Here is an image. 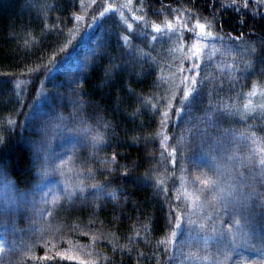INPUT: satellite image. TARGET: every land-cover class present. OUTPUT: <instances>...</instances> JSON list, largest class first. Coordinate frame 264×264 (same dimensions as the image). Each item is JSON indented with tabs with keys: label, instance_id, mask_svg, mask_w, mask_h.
<instances>
[{
	"label": "trees",
	"instance_id": "obj_1",
	"mask_svg": "<svg viewBox=\"0 0 264 264\" xmlns=\"http://www.w3.org/2000/svg\"><path fill=\"white\" fill-rule=\"evenodd\" d=\"M116 5L0 0V183L9 181L12 193L0 203V235L12 240L0 264H205L191 258L188 247L208 228L234 229L233 219L255 237L240 264H264V110L245 109L249 90L264 86V2L132 0L123 14ZM197 19L213 35L199 33ZM150 23L162 31L146 27ZM177 44L184 48V65L188 46H201L197 82L183 102V88L169 101L174 84L163 74L171 70L163 69ZM213 107L215 126L200 123L202 138L189 133L176 162L162 160V114L168 113L163 131L174 146L175 137ZM58 124L65 133L86 126L100 134L81 156L76 145L66 156L79 163L82 157L89 184L53 206L32 205L28 196L42 169L68 142L57 144L64 133L56 131ZM231 155L241 158L239 171L231 170ZM223 165L230 170L220 175ZM249 169L251 180L237 179ZM217 182L231 188L220 192ZM226 194L237 202L220 210L211 205L219 212L213 224L194 221L193 212L204 213L203 201ZM221 212L235 218L222 220ZM188 222L196 230L179 245L175 239L184 228H178ZM213 243H205L207 252Z\"/></svg>",
	"mask_w": 264,
	"mask_h": 264
},
{
	"label": "rangeland",
	"instance_id": "obj_2",
	"mask_svg": "<svg viewBox=\"0 0 264 264\" xmlns=\"http://www.w3.org/2000/svg\"><path fill=\"white\" fill-rule=\"evenodd\" d=\"M117 5L115 6V9L118 10L121 14L127 9L129 10V7L131 6V2L129 0H116ZM122 16V15H121ZM194 29V28H193ZM196 32V31H195ZM200 33V30H199ZM198 34V33H197ZM196 34V35H197ZM192 46V44H191ZM191 46H188V55H190L189 50L191 49ZM199 46V45H198ZM201 47V46H200ZM171 51V48L169 49ZM171 53L174 56L172 63L165 67L163 70H169L166 71L163 74H165V77L171 84L175 85V94L178 92L179 88H183L184 85L181 83V73L177 71L178 68L183 67L185 69V72L183 75L193 76L194 73L191 71H188L189 63L190 61L184 65V48L182 45H176L174 47V50L171 51ZM174 75V79H173ZM173 92V89L171 90ZM183 91V89L181 90ZM246 98V104H249V101L251 104L248 108H245L247 111H252L255 108L259 109L261 104H264V86H254L252 87L249 92L247 93ZM72 128L73 126L70 125ZM56 131L64 132L66 131L63 129V126L61 125ZM76 135L73 137L72 135ZM93 136H95L94 132L90 127L81 126L77 129H75L74 132H67L62 133V135L58 138L57 144L64 139H68V142L65 146L59 151L53 152L52 157L49 158L50 161L47 162V165H45V169L43 168V175L41 181L36 185V189L33 191V194L29 195L28 202L32 203V205H36L38 202V205L41 207H44L45 204L51 203V206L54 205V203L58 199H63L64 197H67L69 199L72 198L74 195V192L85 188L89 182L85 178L84 174V166L82 165L83 159L82 157H78L79 162L72 161L71 159L68 160L67 152H69L70 147L73 145H76V150L80 152L79 156H81L82 152H84L85 148L89 146V144L93 141ZM55 139L53 138L48 142L49 145L55 144ZM75 142V143H73ZM73 143V144H71ZM89 155H93L90 153ZM237 155H231L227 159H229V163L231 165V170L239 171L241 169L242 164H240L241 158H236ZM46 160V159H45ZM44 160V162H45ZM77 160V161H78ZM236 161V162H235ZM235 162V163H233ZM238 162V163H237ZM77 164V165H76ZM229 166L223 165L219 168V171L223 174H227L230 170ZM247 168V167H245ZM218 170V169H217ZM252 171L255 172L254 166L252 167ZM255 174V173H254ZM238 177V178H237ZM236 178L240 180L241 182H246L251 180V172L250 169L248 172L242 173L241 176H237ZM84 194V193H83ZM12 195L11 193V184L9 181H4L0 183V203L3 205L2 200L10 197ZM38 197V198H37ZM237 196H217L216 199H207L202 202L204 213L202 216L198 215L197 213L193 212L192 217L194 221L197 224H201L202 222H211V220L219 215V212L217 211L212 212L211 210L213 207L211 205L215 206L214 208L217 210H220L222 206H233L236 204ZM55 201V202H54ZM224 213L225 210H222ZM221 212L222 220L229 221L232 218H235L234 216H225ZM217 222V224H222L223 221ZM234 220L230 221V223H233ZM188 221V220H187ZM227 225V224H226ZM184 228L182 230V234L179 239L178 233H176V237L179 239L175 241L181 245L184 241L191 240L193 234V231L196 229H193V227L188 222V225L184 226L182 223H180V228ZM213 234V235H212ZM215 240V243H213V247L210 251L207 252V249L205 248V243L213 242V238ZM255 237L250 232H246L244 228L241 227L240 223L236 224L234 229L223 227V229L217 230L214 233L210 232V228L207 229V231L198 232L195 244L190 245L188 248L192 247L190 249V257L193 259L199 258V259H205V264H240L241 260L244 258V256H247L248 254H251L252 245L254 243ZM12 242V240H11ZM10 239H6L5 235H0V253L4 250L5 246H8L11 244ZM211 245V244H210ZM254 255V252H253ZM69 256V255H68ZM70 257V256H69ZM72 257H75L73 255ZM187 258V257H186ZM211 259L209 262L208 260ZM8 262V261H7Z\"/></svg>",
	"mask_w": 264,
	"mask_h": 264
},
{
	"label": "snow or ice",
	"instance_id": "obj_3",
	"mask_svg": "<svg viewBox=\"0 0 264 264\" xmlns=\"http://www.w3.org/2000/svg\"><path fill=\"white\" fill-rule=\"evenodd\" d=\"M93 3H95V0H92ZM129 2H131V0H129ZM262 2H264V0H262ZM247 6V5H246ZM101 7H103V5H101ZM109 8L112 7V5H109L108 6ZM105 11H107V9H105ZM160 10H157V12H159ZM101 15H103L104 13L101 12L100 13ZM77 19H80V17H77ZM137 20H140V21H143L145 18L143 16H137L136 17ZM196 23V28H198L200 30V33L201 34H206L208 36H211L213 35L212 32H205V24L201 23L198 19L195 21ZM209 24L211 23L210 21L208 22ZM129 27H131V25H129ZM146 27H151V28H154L156 30L157 33H160L162 31L161 29V26L158 25V24H155V23H150V24H146ZM166 27L168 29H172L173 28V25L171 22H169ZM181 27L183 28H187L188 25L187 24H184L182 25ZM193 33H195L196 29H192L191 30ZM142 35H145L144 33H142ZM152 40H155L156 39V36L153 35L151 37ZM231 39H233L234 41H240L241 40V37H231ZM123 40L125 42L126 45H129L130 44V38L128 36H124L123 37ZM249 50H250V53H255L256 49L254 47H251L249 46ZM141 52L142 54V50H138ZM190 52V55H188L186 58L190 61V64H189V68H188V71H191L194 73L193 76H188V75H183V73L185 72V69L183 67H180L177 69L178 72H180L182 75H181V83L184 85L183 87V95L181 97V101H185L188 99L190 93L193 91V85H195V83L197 82L196 81V76L199 75V70H200V64L197 62L198 61V58L201 54V48L200 46H198L197 44H192L191 46V49L189 50ZM247 63V62H246ZM174 75H173V79H174ZM175 98V85H173V92L169 95V101L171 99H174ZM149 98H145V100L147 101ZM213 102L211 99H209V104L211 105ZM251 104V102L249 101V104H246L245 105V108H248L249 105ZM153 107H156V105H152ZM221 107L224 109V110H227L228 109V105L227 104H223L221 105ZM260 108L262 110H264V104H261L260 105ZM177 111H191L190 107L188 108H181V109H177ZM215 113H216V109L213 107V108H210L208 111H206L204 113V119L203 121H200L198 120V122L196 124H193L190 128H187L185 130H182L176 137H175V145L174 146H170L169 145V140H170V137L167 135V133H165L163 131L164 127L166 126V122L168 120V113L167 111H165L162 115L164 117V119L161 121V132L160 133H157V135H160L162 136V139L160 140V145L161 147L165 150V151H162L160 153V156H161V159L164 160V159H168V158H171L172 160V163H175V156L178 152H181V150L184 148L185 146V143L186 141L189 139V133L192 134V136L196 137V138H202L203 134L201 133V130H200V123H205L207 126H215V123H216V120H215ZM223 114V113H221ZM241 136H243L244 134L243 133H240ZM256 134L255 133H252V136H255ZM100 134L97 133L96 136L94 137V139H100ZM165 152H167V157L165 156ZM261 164H264V160H261L260 161ZM220 166H218L219 168ZM220 175H222V173H220ZM197 179H199V177H197ZM158 183L159 184H163L164 181L162 179H158ZM202 183L204 185H208L210 183V181L208 179H205L202 181ZM227 184V182H225ZM94 187H98V185H95ZM217 188H218V191L220 192H224L226 190H229L231 188V185L228 184V188L226 189L224 186H221L218 182H217ZM230 194V192H229ZM113 198L114 197V194H113ZM264 198V197H262ZM213 199H216V197L214 196ZM225 208H227V204H225ZM49 215H53V212H49ZM235 223L236 224H239L240 221L237 219L235 220ZM145 227H147L145 225ZM137 235H139V233H137ZM73 259H75V257H72Z\"/></svg>",
	"mask_w": 264,
	"mask_h": 264
}]
</instances>
